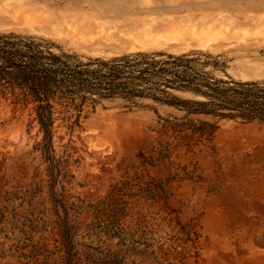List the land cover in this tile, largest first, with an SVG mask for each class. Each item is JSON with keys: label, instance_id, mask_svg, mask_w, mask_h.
<instances>
[{"label": "rangeland", "instance_id": "374dc122", "mask_svg": "<svg viewBox=\"0 0 264 264\" xmlns=\"http://www.w3.org/2000/svg\"><path fill=\"white\" fill-rule=\"evenodd\" d=\"M0 33L264 81V0H0ZM170 91L89 96L78 121L57 106L51 153L34 105L0 95V264H67L66 223L76 264H264V123L187 115L198 97Z\"/></svg>", "mask_w": 264, "mask_h": 264}, {"label": "trees", "instance_id": "16d2710c", "mask_svg": "<svg viewBox=\"0 0 264 264\" xmlns=\"http://www.w3.org/2000/svg\"><path fill=\"white\" fill-rule=\"evenodd\" d=\"M189 54L157 57L137 52L111 60L84 61L65 52H54L32 37L0 33V95L11 92L17 102L33 104L44 132L43 149L53 147L55 112L75 109L77 119L89 96L151 97L170 101V90L198 98L177 99L189 114L242 119L264 123V81L210 79ZM175 126H180L176 124ZM215 125L203 121L194 130L211 133ZM67 264H76L71 226L64 224Z\"/></svg>", "mask_w": 264, "mask_h": 264}, {"label": "bare ground", "instance_id": "6f19581e", "mask_svg": "<svg viewBox=\"0 0 264 264\" xmlns=\"http://www.w3.org/2000/svg\"><path fill=\"white\" fill-rule=\"evenodd\" d=\"M16 14V13H15ZM157 38V37H156ZM173 38V37H172ZM203 39V38H202ZM171 40V39H170ZM150 40H148V42H149ZM140 42V41H139ZM151 42V41H150ZM142 43H143V41H142ZM146 44V43H145ZM145 44H143V46H145ZM146 46H148V44L146 45ZM152 46V45H151Z\"/></svg>", "mask_w": 264, "mask_h": 264}]
</instances>
